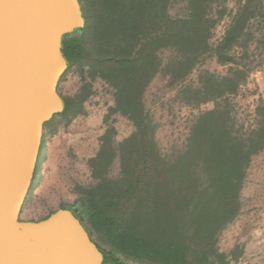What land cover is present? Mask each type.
Wrapping results in <instances>:
<instances>
[{"label":"trees","instance_id":"trees-1","mask_svg":"<svg viewBox=\"0 0 264 264\" xmlns=\"http://www.w3.org/2000/svg\"><path fill=\"white\" fill-rule=\"evenodd\" d=\"M174 1L79 0L84 26L78 38L63 37L62 54L67 70L75 67L89 82L57 115H79L98 80L114 102L108 114L126 118L134 132L115 145L114 128L106 129L87 161L93 183L79 192L82 208L61 209L85 226L100 254L106 255L94 237L135 264H229L241 251L221 252L217 238L239 215L246 170L264 151V104L255 107L254 128L242 133L228 99L249 77L244 61L263 44L264 34L252 28L264 19L263 0H238L234 10L227 0H180V13L172 15ZM225 18L229 23L213 46V31ZM207 54L230 67L223 76L201 71L196 86L178 92L184 106L214 107L196 117L183 150L167 159L144 93L157 77L169 88L183 82ZM115 160L119 172L111 177Z\"/></svg>","mask_w":264,"mask_h":264},{"label":"rangeland","instance_id":"rangeland-1","mask_svg":"<svg viewBox=\"0 0 264 264\" xmlns=\"http://www.w3.org/2000/svg\"><path fill=\"white\" fill-rule=\"evenodd\" d=\"M238 0H227V8L236 7ZM264 10V0H263ZM181 11L180 0H175L170 9L172 15ZM264 12V11H263ZM76 24L69 38H78L83 27L81 20ZM229 18L217 25L211 44L216 45L224 34ZM253 30L264 34V19L253 23ZM256 34H259L258 32ZM65 39H63V42ZM249 77L239 88L236 96L229 97L236 128L242 133L255 126V107L259 101L264 104V37L263 44L250 53L244 61ZM230 65H220L212 55H205L195 70L183 82L168 87L167 80L157 77L146 89L143 102L145 109L157 126L155 140L163 157L172 159L183 150L188 130L196 117L214 107V103L187 107L179 102L178 92L184 86H196L201 71L216 76L227 73ZM88 79H81L75 67L66 70L58 84V93L65 102L82 94ZM89 95L82 103L81 113L68 118L54 116L44 127L41 151L32 181L31 189L20 213L22 221H39L62 207L82 208L80 190L93 183L87 161L94 157L100 146V138L108 127H113V142L119 144L134 132L131 123L119 115H109L114 106L110 91L100 81L90 83ZM221 100H217L219 103ZM119 164L115 160L109 169V176L115 177ZM239 215L218 235L217 247L229 254L241 251L237 261L229 264H264V151L251 158L242 190L239 195ZM79 223V222H78ZM79 225L84 229L83 224ZM104 253L123 264H135L119 255L113 249L94 237Z\"/></svg>","mask_w":264,"mask_h":264},{"label":"water","instance_id":"water-1","mask_svg":"<svg viewBox=\"0 0 264 264\" xmlns=\"http://www.w3.org/2000/svg\"><path fill=\"white\" fill-rule=\"evenodd\" d=\"M81 17L79 0H0V264H113L66 210L19 218L45 124L64 108L63 37Z\"/></svg>","mask_w":264,"mask_h":264}]
</instances>
